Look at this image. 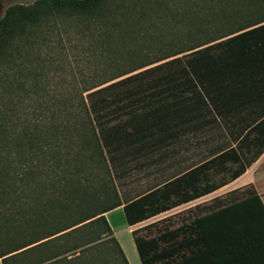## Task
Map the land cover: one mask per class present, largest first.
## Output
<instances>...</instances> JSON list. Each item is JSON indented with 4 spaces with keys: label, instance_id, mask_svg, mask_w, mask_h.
I'll list each match as a JSON object with an SVG mask.
<instances>
[{
    "label": "trees",
    "instance_id": "1",
    "mask_svg": "<svg viewBox=\"0 0 264 264\" xmlns=\"http://www.w3.org/2000/svg\"><path fill=\"white\" fill-rule=\"evenodd\" d=\"M141 1L35 0L30 4L10 5L0 19L2 68L10 59H21L27 47L38 45L32 42V36L59 26L65 34L73 31L69 27L82 39L89 38L79 41L81 46H88L84 54L93 49L88 55L95 63L93 69L74 72L73 91L79 99L76 105L67 91L52 96L59 97V101L49 97L44 100L50 90L39 82L47 78L49 71H12L11 75L4 69L0 71V259L3 264L28 255L40 244L55 243L62 237L76 239L84 231L100 226L103 240L71 257L45 264H129L105 213L123 206L127 224L134 226L211 194L243 174L240 167L231 173L229 180L210 182L209 169L215 158L221 164L239 162V157L229 150L133 200L123 202L119 198L111 171L125 160L126 148L135 149L136 142L141 140L146 141V148H151L152 142L165 145L183 129L185 115L191 114L187 119L194 125L205 117L208 106L222 115L226 110L223 90L231 91V101L246 102L253 97L252 79L264 76V20L147 60L149 54L143 55L141 42L146 44L148 40L144 37L139 41V36L153 37L145 31V26H140L139 21L147 15L143 4L148 3ZM168 2L155 0L152 7L162 11L160 6ZM190 51L185 61L175 58L138 72ZM171 64L177 65L176 71H156ZM152 74L155 76L148 80L147 76ZM141 104H149L148 111H142ZM126 114L128 119H124ZM140 144L137 143V149ZM30 189L38 199L32 217L46 229L43 234L20 242L11 233L19 236L24 227L11 215L4 214L7 213L5 198L15 194L17 201L21 200ZM235 192H229L228 196ZM243 192L239 198L215 199L209 215L195 219L194 228L186 237L180 230L170 236L163 234L145 240L132 231L142 264L226 259L231 255L232 245L243 247L264 239L262 200L252 187ZM161 243L166 246L160 247ZM105 253L109 254L111 263L104 258Z\"/></svg>",
    "mask_w": 264,
    "mask_h": 264
},
{
    "label": "rangeland",
    "instance_id": "2",
    "mask_svg": "<svg viewBox=\"0 0 264 264\" xmlns=\"http://www.w3.org/2000/svg\"><path fill=\"white\" fill-rule=\"evenodd\" d=\"M34 1L0 0V19L10 5L30 4ZM146 1L148 3H144L143 8L147 15L139 22L140 26H145V29H147L145 31L150 33L153 39L145 36L146 34H140L139 41H143L145 38L148 40L146 44L141 42L143 55L149 54L147 60L198 45L200 42L217 39L221 35L264 20V0H169L168 4L160 6L163 9L162 11L152 7L155 0ZM141 2H145V0ZM67 29L73 31L65 34L61 30V26H59L58 29L50 28L43 34L32 36V42L34 41L38 45L31 46V48L27 47L21 59L8 60L3 65V68L0 66V71L4 69L8 71L9 75H11L12 71H49L47 78L39 82L41 85H46V89L50 90L44 100L47 101L51 98L53 101H59V97L53 98L52 96L58 95L62 91H67L71 97L70 101L76 105L79 99L76 97L77 92L73 91L76 85L74 72L93 69L95 63L88 55L93 49L90 48L88 54H84L88 51V46H81L79 41L80 38L84 41H88L89 38L85 37L82 39L81 35L75 34L74 29L69 27ZM154 33L158 36L157 39ZM191 52H186L148 66L138 72L153 68L175 58L185 61L189 59ZM83 57L88 58L85 59ZM77 61L79 62L77 63ZM176 69L177 65L171 64L156 71L165 73L167 71H176ZM154 76L152 74L147 76V78L149 80ZM145 79L146 77L141 78L137 83H141ZM32 80L34 79L32 78L30 81ZM18 94L21 95V90H18ZM13 104H15L14 101ZM148 105L141 104L139 107L145 112L148 111ZM20 106L22 107V105ZM208 109L209 111L205 110V117L200 119V122H196V124H199L198 128H196L194 122H190L191 120L187 119L191 114L185 115L183 117V129L179 128L178 133L173 137L171 136L165 145L159 146L152 142L151 148H146L144 145L146 141L141 140L136 142L135 149L126 148L125 160L120 167L112 170L113 172L111 171L112 177L114 176L113 180L117 194L123 202H128L151 190L158 189L171 179L208 163V161L217 157L215 155L218 152L232 145L229 132L233 131L232 128L235 126V122L241 119L242 114L244 116L247 115L248 109L245 108L242 114L239 113L241 111L239 108L235 110L234 114L230 116L232 120H225L228 118L224 114L215 113L209 106ZM128 117L129 115L126 114L124 119H128ZM171 129L177 128L172 127ZM140 142V149H137V143ZM244 160L247 162L248 157L244 158ZM228 162L231 163L232 161ZM228 162L221 164L219 158L214 159L209 169V173L212 174L210 182L219 183L229 180L233 172V165L228 164ZM237 186L236 182L231 181L211 194L172 208L158 216L131 226L130 229L138 237H142L145 240L154 239L163 234L170 236L171 233H176V231L180 230L184 231V236L186 237L188 235L187 232H191L194 228L195 219L209 215L211 208L215 205H213L215 199L222 197L227 201L229 198H239L244 195L243 191L249 188H238ZM31 191V189L27 191L28 197H23L18 201L15 198V194L8 195L5 198L7 213L4 214L11 215L14 221L24 227L20 230L19 236L11 233V237L14 236L16 241L18 239L20 242L30 240L35 235L43 234L46 229L43 224H39L37 219L32 217V208L34 205H38V199L31 194ZM231 191L236 192L232 196H228ZM112 217L116 220L118 226L125 227L127 225L122 211L114 213L110 216L111 219ZM31 218L33 219L32 221ZM102 231L103 228L101 226L99 228L93 227L84 231L80 237H74L76 239L62 237L55 243L40 244L32 248L28 255L11 259L8 264H45L64 256L71 257L80 249L103 240L99 235ZM120 236L121 238L122 236L129 238L128 233H120ZM180 239L181 236L177 238L178 241ZM9 242L5 244L6 249L9 248L7 246ZM165 246V243H161L160 247ZM104 258L109 260L108 263H111L108 253H105Z\"/></svg>",
    "mask_w": 264,
    "mask_h": 264
},
{
    "label": "crops",
    "instance_id": "3",
    "mask_svg": "<svg viewBox=\"0 0 264 264\" xmlns=\"http://www.w3.org/2000/svg\"><path fill=\"white\" fill-rule=\"evenodd\" d=\"M264 75V72H263ZM255 83L252 99L233 100L229 99L228 90H223L225 98L223 101L225 120H232L231 115L238 108L241 110L239 113H244V109L247 110V115L242 114L241 119L235 122V126L229 132V136L232 140V145L229 148L217 153L219 154L226 151H233V154L239 157V162L232 161L228 164L233 165V171L242 167L244 169L243 174L233 180L238 184V188L252 187L260 196L264 205V76H255L252 79ZM229 99V100H228ZM248 102V103H247ZM248 157L247 162L244 158ZM238 190V189H236ZM123 212V206H119L107 213L105 218L113 232V235L117 239L121 246L123 253L129 264H142L139 254L137 252L132 230L126 222V226H118L116 220L112 216L116 212ZM124 213V212H123ZM126 220V219H125ZM120 233H128L129 238L126 236H120ZM160 264V262H158ZM0 264H3L0 259ZM170 264H264V239L249 242L243 247L232 245L231 255L229 258L221 260H175Z\"/></svg>",
    "mask_w": 264,
    "mask_h": 264
}]
</instances>
